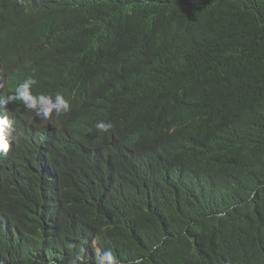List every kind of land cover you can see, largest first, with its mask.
<instances>
[{"label": "trees", "instance_id": "1", "mask_svg": "<svg viewBox=\"0 0 264 264\" xmlns=\"http://www.w3.org/2000/svg\"><path fill=\"white\" fill-rule=\"evenodd\" d=\"M5 29L71 109L0 153V264H264V0H0Z\"/></svg>", "mask_w": 264, "mask_h": 264}, {"label": "clouds", "instance_id": "2", "mask_svg": "<svg viewBox=\"0 0 264 264\" xmlns=\"http://www.w3.org/2000/svg\"><path fill=\"white\" fill-rule=\"evenodd\" d=\"M11 31H0V40L10 37ZM17 70L0 52V153L7 154L14 140V135L21 129L37 128L40 120H49L53 113L59 116L69 112L71 105L62 92L54 95L37 93L33 94L38 81L33 76H28L23 82H17ZM11 102L22 104L23 108L12 109ZM46 122V121H45ZM100 133H108L113 124L109 121L100 120L95 124ZM84 250L81 249V252ZM83 257L81 255L71 259L70 264H78ZM96 264H119V260L111 249L97 255ZM133 264H141L134 261Z\"/></svg>", "mask_w": 264, "mask_h": 264}, {"label": "bare ground", "instance_id": "3", "mask_svg": "<svg viewBox=\"0 0 264 264\" xmlns=\"http://www.w3.org/2000/svg\"><path fill=\"white\" fill-rule=\"evenodd\" d=\"M39 124V123H38ZM34 129V128H33ZM36 129V128H35ZM34 129V130H35ZM38 130V129H37ZM36 133V132H35ZM37 133H39V132H37ZM34 134V133H33ZM36 135V134H35ZM39 135V134H38ZM48 135V134H47ZM41 136V135H40ZM41 138V137H40ZM29 139H31V138H29ZM38 140V139H37ZM27 141H28V138H27ZM30 141V140H29ZM35 141V140H34ZM32 142V141H31Z\"/></svg>", "mask_w": 264, "mask_h": 264}]
</instances>
